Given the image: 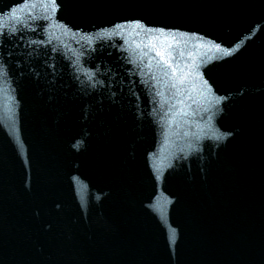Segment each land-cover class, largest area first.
<instances>
[{"label":"water","instance_id":"95a60500","mask_svg":"<svg viewBox=\"0 0 264 264\" xmlns=\"http://www.w3.org/2000/svg\"><path fill=\"white\" fill-rule=\"evenodd\" d=\"M0 10V264H264V0Z\"/></svg>","mask_w":264,"mask_h":264},{"label":"snow or ice","instance_id":"6c2138e0","mask_svg":"<svg viewBox=\"0 0 264 264\" xmlns=\"http://www.w3.org/2000/svg\"><path fill=\"white\" fill-rule=\"evenodd\" d=\"M50 2L53 5V8L55 10L56 4H57V0H50ZM0 11H2V10H0ZM130 23L135 24L137 27H140V21H131ZM123 28H124V25H122V24H116L114 26V32H113V34H118L115 30H121ZM157 31H163V29H157ZM2 35H3V33L0 32V36H2ZM156 55L158 57H160V60L164 64H166L169 68H172V71L175 72L176 69L172 66L170 60L165 58V53L163 51L156 50ZM5 73H6V68L2 64H0V75H3ZM173 87H175V85H173Z\"/></svg>","mask_w":264,"mask_h":264}]
</instances>
